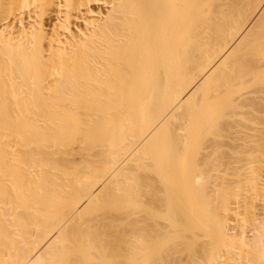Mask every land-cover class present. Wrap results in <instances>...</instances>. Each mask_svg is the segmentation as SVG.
Wrapping results in <instances>:
<instances>
[{
  "label": "bare ground",
  "instance_id": "1",
  "mask_svg": "<svg viewBox=\"0 0 264 264\" xmlns=\"http://www.w3.org/2000/svg\"><path fill=\"white\" fill-rule=\"evenodd\" d=\"M0 264H264V0H0Z\"/></svg>",
  "mask_w": 264,
  "mask_h": 264
},
{
  "label": "rangeland",
  "instance_id": "2",
  "mask_svg": "<svg viewBox=\"0 0 264 264\" xmlns=\"http://www.w3.org/2000/svg\"><path fill=\"white\" fill-rule=\"evenodd\" d=\"M223 248L225 249V247H222V248H221L222 252L224 251V249H223ZM235 255H236V254H235ZM239 259H240V258H239Z\"/></svg>",
  "mask_w": 264,
  "mask_h": 264
}]
</instances>
